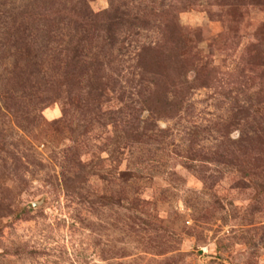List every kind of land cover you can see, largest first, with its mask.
<instances>
[{
  "label": "rangeland",
  "instance_id": "rangeland-1",
  "mask_svg": "<svg viewBox=\"0 0 264 264\" xmlns=\"http://www.w3.org/2000/svg\"><path fill=\"white\" fill-rule=\"evenodd\" d=\"M85 1L95 13L142 4L157 15L123 48L99 43L103 77L120 70L127 92L138 85L139 49L148 63L158 54L161 75L147 76L156 90L144 108L157 111L129 119L126 107L139 100L108 93L99 107L113 115L100 118L75 102L96 98L87 81L48 86L49 57L40 76L29 68L30 86L2 84L0 264H264V144L257 123L235 116L256 107L263 85L247 66L263 8L245 5L232 24L243 0ZM168 3L198 42L189 34L175 49L163 37ZM4 69L0 81L11 76V64ZM167 82L189 93L175 112L160 103Z\"/></svg>",
  "mask_w": 264,
  "mask_h": 264
},
{
  "label": "trees",
  "instance_id": "trees-1",
  "mask_svg": "<svg viewBox=\"0 0 264 264\" xmlns=\"http://www.w3.org/2000/svg\"><path fill=\"white\" fill-rule=\"evenodd\" d=\"M235 3H239V0H235ZM224 4L226 5V3ZM245 5L263 8L262 13L264 14V0H243L229 16L232 19V24H235L241 17L240 10ZM140 6L142 4L132 11H126L119 7L95 13L85 0H58L50 3L47 0H0V55L4 56L3 59L0 57V70L6 72L7 69L4 68L8 64H11L12 69L11 76L0 81V88L2 84L9 87L19 86L18 88L30 86L31 78L35 73L28 71L29 68L34 66L37 69L36 74L40 76L41 70H38L42 67L40 59L49 57V66L53 67L41 76L43 79L44 74L48 76V86L62 90L69 88L72 83L80 85L84 80L87 81L86 83L94 91L96 90V98L86 97L77 99L75 102H79L78 104L84 108L93 107L94 112L100 113V118H104L106 115L110 119L113 115L109 111L104 114L99 107V100L106 97L108 93L117 94L119 100H124L129 93L139 100L134 102V106L131 103V108H129L130 105L126 107L130 111L129 119H143L141 114L145 110L156 112L155 106L144 108L156 90V84L147 76L161 75L158 63H156L158 60V54L155 51L157 46L153 48L156 53L153 55V59L156 62L148 63L143 58L145 50L143 47L137 52L134 67L137 70L139 81H137L138 85L130 87L132 92H127L119 85L120 70L116 71L114 81L103 77L105 75L104 60L99 58V43L105 45L112 41L114 46L119 45L123 48L126 35L139 36L138 30L149 26L148 18H157L153 10H148L146 6ZM180 12L181 7L168 3L166 10L160 13V19L164 24L163 37L168 39L167 42L175 49L180 47L184 49L185 42H188L187 37L191 34L181 30L178 22ZM258 34V44L253 47V54H251L247 66L251 68V71H257L263 85L256 95L258 97L256 107L237 108L238 114L235 116H244V119H251L257 123L255 134L264 144V24ZM191 35L198 42L199 33L192 32ZM104 45H101L102 49L105 48ZM195 50L196 53L192 54V58L199 60L198 49ZM92 51L94 53H91ZM191 52L190 48L187 54H191ZM185 54L184 52L179 55ZM199 70L206 71L207 74L204 77L208 79L210 70L207 66L204 65ZM180 77L181 73L178 75V79ZM186 79L184 78L179 83L182 86L186 85L188 83ZM136 89H138L137 92H135ZM188 94L187 91L183 92L182 88L177 90L171 82H167L161 89L160 103L164 104L167 112H175L179 106L185 103L184 100ZM38 96L40 98V95ZM119 114L122 115V112Z\"/></svg>",
  "mask_w": 264,
  "mask_h": 264
}]
</instances>
